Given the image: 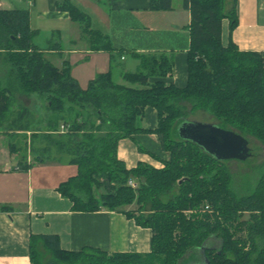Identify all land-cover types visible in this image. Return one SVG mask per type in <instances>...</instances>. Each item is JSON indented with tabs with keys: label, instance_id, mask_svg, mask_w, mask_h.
Returning <instances> with one entry per match:
<instances>
[{
	"label": "trees",
	"instance_id": "obj_1",
	"mask_svg": "<svg viewBox=\"0 0 264 264\" xmlns=\"http://www.w3.org/2000/svg\"><path fill=\"white\" fill-rule=\"evenodd\" d=\"M182 5L190 15L183 88L163 81L172 75L169 55L131 53L138 67L123 74L125 85L116 84L108 71L82 89L66 62L55 67L32 44L27 9H0V56L4 54L6 67L0 79V128L17 124L18 131H25L28 126L22 124L32 119L22 108L6 121L12 93L43 97L50 114L40 137L43 145L33 149L46 157L34 154L33 160L64 157L77 168L57 192L70 200L74 211L122 213L151 232L146 254H109L88 247L68 252L55 235L30 236V264H178L194 250L202 252L205 264H256L264 253L256 242L264 241V166L255 191L236 198L224 162L177 135L186 120L180 102H186L192 111L204 110L227 130L255 138L264 147V53L240 52L231 42L222 46L221 21L228 20L230 31L235 27L236 0H182ZM55 7L79 26L92 50L115 51L69 0H58ZM148 9L169 11L171 0H148ZM146 107L156 113L152 130L136 126ZM139 133L157 136L168 157L162 168L138 163L128 170L116 158L118 141ZM27 167L24 160L18 163L20 170ZM133 203L137 210L124 209ZM188 210L200 213L185 217ZM241 213L248 216L245 225L238 222ZM241 228L247 230L244 238L233 235Z\"/></svg>",
	"mask_w": 264,
	"mask_h": 264
},
{
	"label": "crops",
	"instance_id": "obj_2",
	"mask_svg": "<svg viewBox=\"0 0 264 264\" xmlns=\"http://www.w3.org/2000/svg\"><path fill=\"white\" fill-rule=\"evenodd\" d=\"M57 1L46 0L48 11L41 14L69 22L73 29L76 23L70 21L67 13L56 10ZM96 3L101 6V1ZM105 6L111 7L108 17L114 14L115 20L122 16L130 20L123 27L128 32L125 39L120 35L123 28L117 21L111 23L107 18L103 23L98 19L97 28L92 26L93 30L108 39L115 50L113 53L92 50L78 26L81 37H75L76 40L72 38L66 49L61 47L58 34L52 35L51 41L55 42L39 48L45 58L52 65L55 58L57 64L54 66L58 68L66 62L71 77L84 89L97 75L108 71L116 84L125 85L123 74L134 73L138 67L131 53H161L169 55L173 61L172 75L163 81L183 88L186 83L190 15L183 7L182 0H171L169 11H150L148 0H107ZM78 8L85 11L79 5ZM0 9H3L1 4ZM235 10L237 20L231 31L228 20L221 21L222 46L231 42L240 52L264 53V0H236ZM79 38L83 41L82 46H76ZM118 50H122L123 55L129 54L133 60L126 62L123 55H117ZM19 96L24 97L22 101L35 103L34 99L31 100L32 96ZM27 110L33 115L29 107ZM35 112L41 113L37 110ZM43 117L46 118L45 115ZM155 123L156 113L150 107H146L143 116L136 120V126L140 129L152 130ZM9 134L0 131V264H30L29 239L30 236L39 235L57 236L60 248L68 252H79L85 247L109 254H146L150 251V230L138 226L133 219L122 213L72 210L70 200L57 192L60 184L77 173L76 166L69 165L67 158L34 161V157L28 155L19 159L16 146L8 144L11 139ZM152 155L161 160L166 157L153 133L136 134L132 139L118 141L116 146V158L128 170L138 163L159 168L160 163ZM23 160L28 166L26 170L18 169V163ZM192 254L195 257L189 264H205L201 251L194 250Z\"/></svg>",
	"mask_w": 264,
	"mask_h": 264
},
{
	"label": "rangeland",
	"instance_id": "obj_3",
	"mask_svg": "<svg viewBox=\"0 0 264 264\" xmlns=\"http://www.w3.org/2000/svg\"><path fill=\"white\" fill-rule=\"evenodd\" d=\"M73 5L78 8V5L85 9L83 11L85 14L89 16L90 19V26L92 28H97V20L101 19L103 23L108 18L109 22H115L122 26V28L126 27L130 20L126 19L125 16H122L120 19L115 20V15H111L108 17V12L111 11V7L105 6L107 4V0H99L101 1V6L97 5L96 1L98 0H69ZM0 4L3 9H12V8H25L29 12V21H30V30L33 32V36L31 38L32 44L37 48H44L47 47L50 42L54 43L55 40L51 41L52 35L58 34L59 42L63 49H66L70 46L72 38L81 37L78 30V25L73 24V29L70 28L69 22H64L61 20H57L51 16H44L41 13L47 12L48 7L46 4V0H0ZM110 8V10H108ZM118 15V14H117ZM107 23V22H106ZM121 31L120 35L122 38L125 39L128 36V32ZM93 29V28H92ZM59 33H58V32ZM142 31V29H139ZM139 32L138 34L142 33ZM83 37V36H82ZM55 38V36H54ZM53 38V39H54ZM50 39V40H49ZM80 39V38H79ZM76 40V38L74 39ZM83 41L82 39L77 40L76 46H82ZM4 54L0 56V79L4 77L6 67L2 64V59ZM125 61H132V57L129 54L123 55ZM53 64L56 65V59H53ZM20 94L14 92L11 95L10 107L9 112L5 117L6 121L14 120L17 116V111L19 109L29 107L32 111L33 115L32 119L29 121H25L22 125L28 126V129L25 131H18V125H14L11 129L7 123H3L0 131H6L9 134L8 144L17 148V154L19 159L21 157H31L35 155H41L42 157H46L45 152L38 151V147H41L42 144V137L43 133L46 130V120L49 116L48 111L45 110V100L42 97L37 95H33L31 100L35 101V103L30 100H23V96H19ZM34 97V98H33ZM28 98V97H27ZM30 98V97H29ZM40 99V100H39ZM180 106L183 108L184 116L186 121L190 122H197L202 124H212L220 129L227 130L225 126L221 125L212 115L208 112L197 109L191 110V105L186 102H180ZM26 108V109H27ZM35 110L41 112L37 113ZM41 110V111H40ZM43 112V115H42ZM45 115L46 118L43 116ZM42 116V117H41ZM29 123V124H28ZM219 123V124H218ZM25 129V128H24ZM230 130V129H228ZM32 133H37L38 135H34ZM247 140V146L249 149L250 156L244 161H237V160H230L225 161L222 165L226 174H228V182H229V189L232 191L236 198L246 197L251 195L260 180L261 171L263 170L264 166V147L259 140L252 138L250 136H245ZM36 148V149H33ZM168 159L167 155L164 160L158 159L157 161L160 163L159 168L163 167V161ZM158 169V168H156ZM164 199V198H163ZM127 211H135L137 210V206L133 203L130 206H126L124 208ZM195 213H200L193 210L184 211V216L189 217V215H194ZM248 220V216L246 213H241L238 218V222L241 225H245V222ZM239 232V233H238ZM238 232H234L233 235L237 237L244 238L247 235V230L245 228H241ZM257 247L258 249H262L264 247V241L257 239ZM206 244H209L207 241ZM195 255L192 254V251H188L185 253L178 264H189L194 260ZM256 264H264V253L258 257Z\"/></svg>",
	"mask_w": 264,
	"mask_h": 264
},
{
	"label": "water",
	"instance_id": "obj_4",
	"mask_svg": "<svg viewBox=\"0 0 264 264\" xmlns=\"http://www.w3.org/2000/svg\"><path fill=\"white\" fill-rule=\"evenodd\" d=\"M177 135L220 162L244 161L250 156L247 141L243 137L212 124L184 120L177 128Z\"/></svg>",
	"mask_w": 264,
	"mask_h": 264
},
{
	"label": "built area",
	"instance_id": "obj_5",
	"mask_svg": "<svg viewBox=\"0 0 264 264\" xmlns=\"http://www.w3.org/2000/svg\"><path fill=\"white\" fill-rule=\"evenodd\" d=\"M128 185H129L131 188H135V187H136V185H135L133 182H131V181L128 182ZM205 209H207V207H206Z\"/></svg>",
	"mask_w": 264,
	"mask_h": 264
}]
</instances>
